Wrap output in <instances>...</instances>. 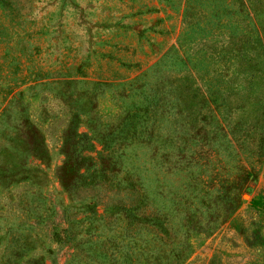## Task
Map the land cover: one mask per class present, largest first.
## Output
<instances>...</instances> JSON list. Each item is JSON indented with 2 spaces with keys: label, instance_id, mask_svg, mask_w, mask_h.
Instances as JSON below:
<instances>
[{
  "label": "rangeland",
  "instance_id": "obj_1",
  "mask_svg": "<svg viewBox=\"0 0 264 264\" xmlns=\"http://www.w3.org/2000/svg\"><path fill=\"white\" fill-rule=\"evenodd\" d=\"M0 264H264V0H0Z\"/></svg>",
  "mask_w": 264,
  "mask_h": 264
},
{
  "label": "trees",
  "instance_id": "obj_2",
  "mask_svg": "<svg viewBox=\"0 0 264 264\" xmlns=\"http://www.w3.org/2000/svg\"><path fill=\"white\" fill-rule=\"evenodd\" d=\"M83 160H85V159H81L80 161H83ZM245 176H246V179H247V177L248 176H250L251 177V172H249V171H247V169H242V178L243 179H245ZM243 181V180H242ZM243 182H245V181H243ZM242 182V184H239V192H240V196H239V198L241 197V195H242V192L244 191V189H245V187H244V183Z\"/></svg>",
  "mask_w": 264,
  "mask_h": 264
}]
</instances>
